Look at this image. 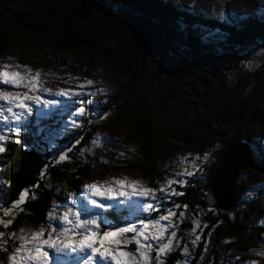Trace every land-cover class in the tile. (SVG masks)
Returning a JSON list of instances; mask_svg holds the SVG:
<instances>
[{"label":"trees","instance_id":"trees-1","mask_svg":"<svg viewBox=\"0 0 264 264\" xmlns=\"http://www.w3.org/2000/svg\"><path fill=\"white\" fill-rule=\"evenodd\" d=\"M18 5L23 9H16ZM123 11L144 12L157 23L161 32L166 36L167 47L164 52L154 53L144 63L142 54L129 30V24L119 17ZM94 19H97L96 23L100 24L103 29L100 36L102 44L92 40L89 35L86 39L81 38L79 33L85 27L82 26L83 30L76 27L77 23L87 24ZM37 24L46 25L45 29H49L54 34H52L53 37L58 38L62 43L65 40L75 53H83L82 47L89 46L95 50L93 52L97 50V54L103 60L121 59L119 76L124 80L123 83L115 88L116 91H113L111 95L97 96L95 104L101 102L105 104V99L112 100L114 105L121 100L130 102L131 106L128 110L131 109L132 116L137 119L135 125L138 128V136L134 135L136 144L134 143L132 150L135 155L125 166L140 170L152 181H155L153 178L159 172L157 161L160 155L158 156L156 151H161L153 129L156 116L152 108L154 107L157 112L158 108L161 109L168 99L179 97L176 89L186 84L187 72L190 68L201 66L204 69H210L213 79L217 77L216 75H220L211 84L216 96L213 98V104L218 105V108L212 111L211 114L216 119L206 131L207 140H211L210 146L194 147L198 151L197 155H201V160L196 161V164H200L204 171L194 178H189L190 183L183 188L173 186L177 191L184 192V195L170 197L163 204L159 200L152 201L161 212L165 208H172L173 202L181 205L178 209L173 208L178 217V244L170 254L164 257L163 264H185L183 253L185 245L187 248L190 245L187 264H210V252L214 250L216 253L222 248L221 233L224 231L255 234L256 237L264 233V224L256 222L260 219L261 211L264 210L263 194L246 200L247 202L244 200L243 206L232 213L212 206L206 199L213 175L228 149L237 141L247 144L252 142L251 138L245 141L238 134V124L241 123L249 109L251 96L245 89L247 98L238 103L240 98L232 94L230 89L232 74L235 75L237 70L240 71L245 77L242 81L248 85L256 79L258 82L261 76L248 71L249 67L246 64L248 60L240 59L239 53L233 55L236 64L230 63L227 67L218 61L209 63L205 59L213 51L216 54L222 50L238 52L240 47L242 49L247 46L249 40L264 44V20L251 16L240 25L242 28H239L237 24L228 25L219 19L194 14L185 6L178 7L166 0H0V48L6 49L13 43L19 45L18 36L24 31L36 34ZM177 24L181 25L183 32L182 30L180 32L183 37L176 40L178 46L171 47L168 44L172 39L166 27L173 28ZM192 27L209 32L216 30L225 40L208 44L204 42L200 34L192 33ZM109 42L113 44V48L107 50L105 43ZM254 60H249V62L254 63ZM257 63H262V60ZM222 69H226V73H223ZM238 104H241V111H238ZM92 109L95 111L93 106ZM34 111L32 116L27 118L28 122L18 137L21 143L9 141L6 144V152L0 154V181H2L0 202L4 206L11 205L24 189H29L30 193H35L36 196L35 199L31 196L27 198L26 203L21 205L23 211L9 209L10 214L7 217L3 215V209L0 208V221L9 220L14 213L18 218L7 229L0 225V232L5 234L3 238H0V262L2 264L9 261L8 257L13 249V240L9 238V234L17 230L22 220L48 222L55 199L66 202L70 193L82 199L83 197L79 195L82 186L91 181L94 175L102 173L101 163L90 152L92 140L98 131L97 119L94 120L95 118L92 119L89 116L81 121L73 132L59 137L56 129L63 123L65 117L61 119L57 113H54L48 119L39 121L36 116L37 112ZM251 117L264 126V118H257L254 115ZM41 129L43 131H40ZM78 139L80 143L71 153H68L71 159L57 163L55 154L61 148L76 144ZM253 143L256 145L250 144L251 147L264 154V146H260L257 142ZM209 148L213 153V157L210 156V160L213 158L211 164H207L210 160L204 162L202 156V153L208 151ZM258 164L257 160L254 168L258 167ZM45 165H48L46 169ZM187 169L193 170L192 166H188ZM42 170L46 172L43 179L40 178ZM36 184L40 187L33 188L32 186ZM157 186L158 184L155 185ZM239 190H241L240 185ZM239 194L240 191L237 204L241 202ZM157 195L161 194L157 192ZM184 205L188 206L187 209L183 208ZM117 206L121 211L116 212L114 209H109V219L117 223L123 222L130 213L127 214V209L124 210L119 204ZM180 211L185 213L182 219L179 217ZM158 215L156 211L149 210L146 214L140 213L138 220L141 217L151 220ZM194 224H199L201 227L195 228ZM195 235L200 236L197 244L192 243Z\"/></svg>","mask_w":264,"mask_h":264},{"label":"rangeland","instance_id":"rangeland-1","mask_svg":"<svg viewBox=\"0 0 264 264\" xmlns=\"http://www.w3.org/2000/svg\"><path fill=\"white\" fill-rule=\"evenodd\" d=\"M178 7H186L188 11L199 14L204 17L219 19L224 24L238 25L239 28L248 17H258L264 20V0H166ZM18 10L23 8L18 5L15 7ZM97 19L89 21L87 24L77 23L80 30L82 26L85 29L79 33L83 39L88 38V35L92 40L100 44V36L102 35V28ZM95 24V25H94ZM46 25L37 24L36 34L34 32L24 31L18 36V43H13L11 47L6 49L0 48V70L20 72L22 75L28 77L29 74L27 69H31L33 73L37 70L40 71L39 87L40 89H50L53 93L61 89L72 90L77 95L69 98L67 96L58 97L50 95L47 91H40L39 94L43 100H55L57 104L44 106H33V112L36 110V116L39 121L46 120L50 115L57 113L62 119L63 123L56 129L57 135L61 137L65 136L75 128L78 127L79 123L85 118H92L98 122V131L93 140H96V144L91 145V153L97 158L102 165L101 175H94L91 181H88L82 186L80 196L84 197L85 186L93 182L103 183L106 180L112 178L124 179L127 178V182L140 181L143 187L150 189H158L159 185L165 184L166 179H177L173 174L180 172L192 166L196 163L194 156L197 155L195 146L208 145L211 140L206 138L207 127L212 125L216 119L211 113L214 109L218 108V105L213 104V98L215 92L211 88V84L218 79L212 78L210 69H204L201 66H195L194 68L188 69V78L186 84L182 85L181 88H177V94L179 97L176 99H168V101L158 108L155 112V108L152 111L155 113L156 121L153 123V129L156 132L158 138L159 150L156 151L158 154L157 167L159 172L154 176V180L148 175H145L136 168H128L125 165L135 155L132 150L133 145L136 144L134 140L137 134V126L135 125L137 119L132 116V110L128 108L131 106L130 102L121 100L115 105L112 104V100L107 101L105 99V105L103 102L95 104V98L98 96L106 97L107 94L111 95L113 91H116L123 79L119 76V69L121 68V59L111 58L105 59L99 57L96 52H93V48L89 46H83V53H75L72 47L64 40L63 43L58 38L53 37V33L45 29ZM171 35V41L169 46H178L176 40L182 38L183 35L180 32L181 25L177 24L173 28L166 27ZM183 32V30H182ZM192 33L200 34V37L204 42L208 44H215L221 42L225 38L218 32H209L203 29H196L192 27ZM53 34V35H52ZM52 35V37H51ZM107 50L113 48L111 42L105 43ZM246 47H243L244 50ZM238 52L222 50L219 54L215 51L209 53L206 56V60L209 63L218 61L226 66L230 63L235 62L234 54L242 55V50ZM208 53V52H207ZM244 59V58H243ZM242 59V60H243ZM250 61L254 59H249ZM247 61L249 72H255L260 74L261 79L248 84H244L242 81V73L237 70L235 75L232 74L231 93L240 98L238 103H241L247 94L251 96L250 106L246 114L243 116V120L239 125V136L245 141H249L251 138L252 145H256L253 142H257L260 146H264V126L254 121L251 115L257 118H264V55L261 59L254 60V63ZM262 63H257L261 61ZM10 65L11 67L4 69L3 65ZM17 65L21 67H17ZM226 70V69H225ZM222 69L223 73H226ZM92 81L91 85L87 84V81ZM218 82V80H217ZM83 85V87H81ZM247 91H244V90ZM0 90L16 92L25 91V89H16L11 86L0 84ZM31 94V93H30ZM246 94V95H245ZM248 96V97H250ZM91 101L90 104L86 101ZM114 105V106H113ZM92 106L95 111H93ZM238 111H241V104ZM83 107L85 111L82 115L77 116L76 111ZM101 107V108H99ZM241 107V108H240ZM135 109V108H132ZM41 112L48 113V115L40 119ZM75 120L77 126L72 127L71 122ZM134 124V125H133ZM135 135V136H134ZM171 138V139H170ZM191 141V142H190ZM135 143V144H134ZM192 145V146H191ZM208 150V149H207ZM210 151V148L209 150ZM256 151V150H254ZM212 152V151H210ZM191 153L193 157L177 161L178 157L184 154ZM258 159V167H251L241 172L239 177L240 185V197L241 202L237 204V209L243 206V201L249 200L246 192L247 190L256 189L252 198L258 195H264V191L260 190V186L264 185V154L256 151ZM211 157H213L211 155ZM210 160V156L209 159ZM213 158L207 164H211ZM157 181V183H156ZM158 184L157 187L155 185ZM238 191V192H239ZM78 198L76 195L69 194L66 202H62L60 199H55L53 209L49 214L52 217L61 216L67 207H71L69 198ZM132 201L137 204L145 202L143 198L132 197ZM114 206L118 204L126 210L125 204H120L118 200L105 201ZM130 203V202H126ZM147 203H152L148 200ZM59 205V207H57ZM264 208V203H263ZM99 211V210H96ZM149 210L141 211L137 215L130 214L126 217V220L134 221L139 226L138 220L139 214H146ZM127 214L129 211L127 210ZM143 216V215H142ZM259 218V217H258ZM10 219L12 222L16 221L17 214H13ZM138 220V221H137ZM178 217L172 218V223L176 225L177 237L174 240V249L176 248L179 240L178 229H177ZM256 222L264 224V210L260 213V219ZM113 225L119 224L124 226L123 222H113ZM12 224V223H11ZM47 229L49 227V221L43 223L37 220L24 219L21 221L15 234L17 237L20 235H29L31 232L38 231L41 227ZM23 229V232H21ZM107 230L104 225L101 226V232ZM171 231V229H169ZM134 234L128 233L125 237H111V239H119L123 245L125 238H131ZM79 239V237H77ZM13 240V239H12ZM19 239L13 240V249L21 243ZM221 244L222 248L219 252L213 250L210 252V264H264V233L259 237L249 235V233H221ZM136 245L134 243L127 245L122 248L124 251L132 253L137 260L140 259L139 253L135 251ZM215 249V248H214ZM12 251V250H11ZM11 251L9 257L11 255ZM190 251V245L188 248ZM51 255V253H50ZM77 254L71 253L67 258L63 259V264H82V262L76 259ZM151 264H157L155 245L153 251L150 253ZM8 257V259H9ZM213 259V260H212ZM4 264H10V260Z\"/></svg>","mask_w":264,"mask_h":264},{"label":"snow or ice","instance_id":"snow-or-ice-1","mask_svg":"<svg viewBox=\"0 0 264 264\" xmlns=\"http://www.w3.org/2000/svg\"><path fill=\"white\" fill-rule=\"evenodd\" d=\"M11 67L3 65L4 69ZM17 67H21L17 65ZM28 77L20 72L0 70V84L11 86L16 89H25V91H2L0 90V154L6 152V144L10 141L13 143H21V130L27 124V118L32 116L33 106H50L57 104L55 100H43L40 91H47L50 95L58 97L67 96L69 98L78 93L72 90L61 89L53 93L50 89H40L39 77L40 71L33 73L31 69H27ZM92 81H87L91 85ZM83 87V85H81ZM31 93V94H30ZM90 104L91 101H86ZM85 109L83 107L76 111V115H82ZM48 113L41 112L40 119L45 118ZM91 123V121H89ZM71 126H77L75 120L71 122ZM40 131H43L41 129ZM80 143L78 139L76 144L69 145L67 148H61L56 154L57 163L70 160L73 149ZM96 144V140H92ZM251 152V149H248ZM213 155L210 151L202 153L203 161L207 162L209 156ZM193 157V154L187 153L177 158L178 162ZM196 161L201 160V155H195ZM48 165H45V169ZM193 170H184L174 173L177 179H166V183L160 185L159 189H150L143 187L140 181L127 182V178H112L103 183L93 182L85 186L84 197L69 198L71 207L59 217H52L49 214V227H41L38 231L31 232L29 235L16 236L15 233L9 234V238L22 241L17 247L12 249L9 257L10 264H63L62 258H67L69 254H77L76 259L82 264H151L150 253L154 249L156 251L157 264H163L164 257L174 250V240L177 237L176 225L172 223V218L177 215L173 208H180L181 205L173 202L172 208H165L163 212L155 203H147L148 200L157 201L161 204L170 197L182 196L184 192L177 191L174 185L183 188L190 183L189 178L196 177L204 169L200 164L193 163ZM46 175L44 170L40 173L43 179ZM2 183V181H0ZM33 188L40 187L39 184L33 185ZM256 189L247 190L248 199H252V194ZM260 190L264 191V185L260 186ZM159 192L161 195H157ZM35 199V193H30L29 189H24L11 205L4 206L0 202V208L3 209V215L9 216V209H18L23 211L21 205L26 203L27 198ZM75 196V194H73ZM140 197L145 200L142 204L132 201V197ZM118 200L132 215L145 210H153L159 215L151 220L141 218L139 226L134 221L124 220V226L119 224L113 225L109 219V209L116 212L121 211L118 206H114L105 201ZM130 202V203H126ZM247 202V201H244ZM59 207V205H57ZM187 205L183 208L187 209ZM99 210V211H96ZM212 211V209H208ZM184 211L179 212V217H184ZM114 218V217H113ZM12 223V219L0 221V225L7 229ZM104 225L107 230L101 232V226ZM195 228L201 227L194 224ZM171 229V231H169ZM23 232V229H21ZM133 233L131 238H125L123 245L119 239H109L111 237H125L126 234ZM4 233L0 232V238L4 237ZM79 237V239H77ZM200 240L199 235H195L192 243L197 244ZM6 244L7 241L5 240ZM134 243L136 245V253H139L140 259L122 250L127 245ZM7 250V249H5ZM51 253V255H50ZM185 264L189 259V251L187 246L183 247ZM2 264V262H0ZM231 264V262H229Z\"/></svg>","mask_w":264,"mask_h":264},{"label":"water","instance_id":"water-1","mask_svg":"<svg viewBox=\"0 0 264 264\" xmlns=\"http://www.w3.org/2000/svg\"><path fill=\"white\" fill-rule=\"evenodd\" d=\"M129 24V30L140 50L144 63L156 52L166 49V36L157 23L144 12L123 11L119 14ZM264 55V44L249 40L240 59H259ZM251 149L249 152L248 149ZM258 157L250 144L237 141L226 152L213 175L206 199L214 207L227 212L237 211L239 177L243 170L254 167Z\"/></svg>","mask_w":264,"mask_h":264}]
</instances>
